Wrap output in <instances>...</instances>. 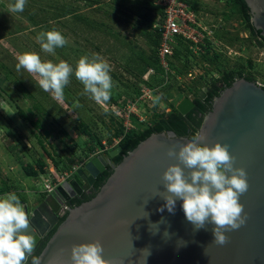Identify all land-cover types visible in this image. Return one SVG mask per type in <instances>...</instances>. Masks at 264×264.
Wrapping results in <instances>:
<instances>
[{
	"label": "rangeland",
	"instance_id": "374dc122",
	"mask_svg": "<svg viewBox=\"0 0 264 264\" xmlns=\"http://www.w3.org/2000/svg\"><path fill=\"white\" fill-rule=\"evenodd\" d=\"M187 1L201 27L213 31L212 45L210 51L195 49L190 58L188 53L173 57L172 67L164 71L154 62L152 38L146 35L150 27L140 19L143 0H27L21 13L8 11L15 0H0L2 194L15 192L24 201L27 192L38 187L43 192L45 181H53L52 170L60 176L83 170L98 155L108 157L125 133L142 132L173 112L182 99L192 101L225 72L241 71L264 85V47L257 46L236 6L225 0ZM53 29L68 41L55 55L42 51L35 39ZM25 52L73 67L81 56L99 54L111 65V99L97 104L83 94L74 75L64 99H54L39 87L38 76L16 70V57ZM144 88L153 91L152 99L139 100L134 112L115 116L105 109L115 104L125 110ZM156 96L160 102L153 106ZM35 121L37 127L32 126ZM40 161L43 173L28 177L25 167L38 170Z\"/></svg>",
	"mask_w": 264,
	"mask_h": 264
},
{
	"label": "water",
	"instance_id": "95a60500",
	"mask_svg": "<svg viewBox=\"0 0 264 264\" xmlns=\"http://www.w3.org/2000/svg\"><path fill=\"white\" fill-rule=\"evenodd\" d=\"M252 12L251 23L264 38V0H245ZM207 89L198 93L203 101ZM194 103L184 98L176 111L185 116ZM199 134L202 143L229 146L234 167L247 173V191L239 203L247 214L238 230L226 232L228 243L214 242L212 229L194 230L177 200L173 213L158 211L169 195L162 175L170 165L178 164L167 153L179 152L189 139L173 132L153 134L129 152L118 165L111 159L121 151L117 147L108 157L91 159L77 175L64 181L49 194L40 196L31 207L25 206L30 227L25 234L35 239L34 256L54 231L38 255L41 264L53 258L71 262V247L99 241L106 260H124L125 264H264V89L255 82L235 80L214 98L211 111L204 117ZM107 166L112 174L88 202L69 209L61 221L64 204L93 187ZM182 168L183 165H180ZM185 175L191 171L184 169ZM230 175V174H229ZM190 182V180H189ZM144 250V251H143ZM150 252V255H149ZM31 263V257L25 264Z\"/></svg>",
	"mask_w": 264,
	"mask_h": 264
},
{
	"label": "clouds",
	"instance_id": "9594fccd",
	"mask_svg": "<svg viewBox=\"0 0 264 264\" xmlns=\"http://www.w3.org/2000/svg\"><path fill=\"white\" fill-rule=\"evenodd\" d=\"M26 3L27 0H15L8 5V11L21 13ZM35 39L42 51L51 55L68 43L55 29L41 31ZM16 59V70L23 69L38 76L39 87L58 101L64 99V89L73 75L83 85V94L97 104L111 99V65L99 54L81 56L75 67L64 60L58 63L42 61L38 54L31 52L18 54ZM159 102V96L153 98V106ZM205 140L204 135L197 133L178 153L172 149L168 151L167 155L175 158L178 164L170 165L162 175L163 187L169 195L162 197L165 204L158 211L162 213L166 208L174 214L176 201L181 200L184 215L194 230L204 229L206 223L215 225L212 229L214 242L223 246L228 243L225 233L238 230L247 221L244 207L239 203L240 196L248 189L247 173L243 168L234 167L235 157L230 155L228 145L215 143L209 147L202 143ZM185 168L191 170L187 176ZM29 227V217L17 194L12 192L0 197V264H25L29 257L31 264H41V257L32 255L34 237L25 234ZM103 251L99 241L73 245L70 264H125L124 260L104 259ZM48 264L69 262L53 258Z\"/></svg>",
	"mask_w": 264,
	"mask_h": 264
},
{
	"label": "trees",
	"instance_id": "16d2710c",
	"mask_svg": "<svg viewBox=\"0 0 264 264\" xmlns=\"http://www.w3.org/2000/svg\"><path fill=\"white\" fill-rule=\"evenodd\" d=\"M143 1H144L143 7L145 8V10L143 13L140 14V19L142 20L143 24H146L150 27L149 29L150 31H148L146 35L152 38L151 43L153 46L154 62L159 70L160 65H159V60L157 56V47L159 44L161 32H160V28L153 29L152 26L155 22V19H154L155 15H158V14L162 15V10L158 7H155L151 0H143ZM182 1L189 4L187 0H182ZM211 1H221V0H211ZM225 1L236 6L237 11L239 12L240 16L245 22L247 28L249 29V32L257 40L256 42L257 46L260 48L264 47V38L260 36V32L257 31L251 23L249 8L247 4L245 3V0H225ZM90 4H92V2H90ZM206 42L207 44L205 47V51H210L212 41L211 42L206 41ZM187 53L189 54L187 58H190V54L192 53V50L190 49L189 43L179 38L178 44L174 49L173 55L168 58L170 67H172L171 63H172L173 57L178 58L180 57L181 54H187ZM237 79H245L249 82H254V80L251 77L244 75L243 73H241V71L223 73L221 77L218 79V81L212 83L209 87H207V89H209V93L207 94V96L205 97L203 101H201L199 96H197L196 98L192 100V102L194 103V108L189 113H187L185 116L180 115L175 109L170 114L160 117V119L156 123H154L150 127H147L140 133H133V132L125 133L122 136V138H120L118 145H117V147H121V151L119 152V154H117L115 157L111 159V162H113L115 166L118 165L129 152L134 150L141 142H143L144 140H146L153 134L173 132L178 137H186L189 140H191V138L198 133L201 127V124L203 122V118L207 114V112L210 110L212 101L214 100V98L218 97L224 89L229 88L232 85V83ZM261 87L264 89V85H262ZM195 112H200L203 118L202 117L196 118ZM37 125L38 123L37 121H35V123H33L32 126L37 127ZM121 132H118L115 136L119 138V135ZM24 171L28 177L36 178L41 173H43L44 163L41 161L38 162V170L33 169L31 166H26ZM111 174H112V169L108 168L103 174H101L98 177V179L96 180L94 184L95 193L99 191V189L102 187V185L106 182V180ZM1 193H2V189H0V194ZM94 196L95 194L88 197L85 201H89ZM80 203L82 202L76 201L77 206H79ZM66 215H64L61 218V221L64 220ZM45 243H43L40 246L38 252L36 253V256H38L40 252L43 250Z\"/></svg>",
	"mask_w": 264,
	"mask_h": 264
},
{
	"label": "built area",
	"instance_id": "2783aa9c",
	"mask_svg": "<svg viewBox=\"0 0 264 264\" xmlns=\"http://www.w3.org/2000/svg\"><path fill=\"white\" fill-rule=\"evenodd\" d=\"M151 1L155 7L162 10V15H156L155 22L152 26L153 29L160 28L161 32L157 47V56L161 69L164 71L170 69L168 58L173 55L179 38L189 43L192 51L195 49L198 51H205L207 44L206 41H212L213 31L201 27L193 9L189 4L183 2L182 0ZM152 96L153 91L151 89L144 88L140 91L139 98H137L138 100L135 99L133 102L130 101L126 106H124L125 110H121L119 105L115 104L105 105V109L112 111L115 116H122V113L127 115V113L134 112V110L137 109L139 100L143 98L150 100L152 99ZM78 171L79 170L77 168L70 172H63L60 176H58L55 171L52 170L50 173L53 177V181H45L43 193L49 194L64 181L71 180ZM68 210V205L64 204L59 213L60 219L67 214Z\"/></svg>",
	"mask_w": 264,
	"mask_h": 264
},
{
	"label": "flooded vegetation",
	"instance_id": "af4514ba",
	"mask_svg": "<svg viewBox=\"0 0 264 264\" xmlns=\"http://www.w3.org/2000/svg\"><path fill=\"white\" fill-rule=\"evenodd\" d=\"M249 13H250V17L252 18V12L250 11V9H249ZM250 18V19H251ZM257 31H259V30H257ZM260 32V31H259ZM260 36H261V32H260ZM262 37V36H261ZM263 38V37H262ZM207 89V88H206ZM209 93V89H207V92H206V96H207V94ZM213 102V101H212ZM211 109H212V105H211V108H210V110L207 112V114L211 111ZM206 114V115H207ZM195 115H196V118H201L202 117V114L200 113V112H195ZM205 115V116H206ZM204 116V117H205ZM204 119V118H203ZM202 125V124H201ZM199 132V131H198ZM111 164L112 165H114L113 164V162H111ZM108 168H110V169H112V167H110V166H107V168H106V170L108 169ZM84 169V168H83ZM105 170V171H106ZM104 171V172H105ZM103 172V173H104ZM103 173H101V174H103ZM101 174H99V176L101 175ZM77 175V174H76ZM75 175V176H76ZM75 176H73L72 177V179L75 177ZM98 176V177H99ZM98 177L96 178V180L98 179ZM96 180H95V182H96ZM95 184V183H94ZM98 193V192H97ZM97 193H95V189H94V185H93V187H91V189L88 191V192H86V193H84V194H82L80 197H75V198H73L70 202H68L67 203V205H68V207H69V209L71 210V209H73L74 207H77V205H76V201H79V202H82V203H84V201L88 198V197H90V196H92L93 194H97ZM91 200V199H90ZM89 200V201H90ZM85 202H88V201H85ZM82 203H80V204H82ZM54 233V231H52L51 233H49V235L47 236V238L45 239V242L47 241V239L49 240V238L51 237L50 235H52ZM50 236V237H49ZM44 242V243H45ZM40 248V247H39ZM39 250V249H38ZM38 252V251H37ZM34 256H36V254L34 255ZM31 264V263H30Z\"/></svg>",
	"mask_w": 264,
	"mask_h": 264
},
{
	"label": "crops",
	"instance_id": "0c3cea01",
	"mask_svg": "<svg viewBox=\"0 0 264 264\" xmlns=\"http://www.w3.org/2000/svg\"><path fill=\"white\" fill-rule=\"evenodd\" d=\"M3 188V187H2ZM40 189V190H39ZM27 192V191H26ZM42 190L40 187H38L36 190L29 191L26 193V196L24 198V201H21L22 205L25 206L27 205L28 207H31L37 203V199L40 198L42 195ZM6 193L4 192L3 194H0V197H3Z\"/></svg>",
	"mask_w": 264,
	"mask_h": 264
}]
</instances>
